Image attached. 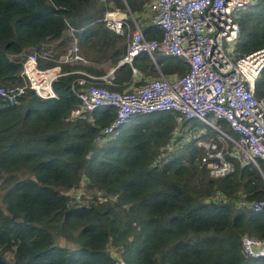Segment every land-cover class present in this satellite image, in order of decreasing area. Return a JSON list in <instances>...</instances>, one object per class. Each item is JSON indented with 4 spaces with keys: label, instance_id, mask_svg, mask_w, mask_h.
<instances>
[{
    "label": "trees",
    "instance_id": "obj_1",
    "mask_svg": "<svg viewBox=\"0 0 264 264\" xmlns=\"http://www.w3.org/2000/svg\"><path fill=\"white\" fill-rule=\"evenodd\" d=\"M144 5L142 0H0V87L24 84L30 55L48 54L41 67L57 66L72 44L71 29L89 62L63 66L66 75L53 85L58 99L42 100L32 91L16 105L0 99V264H117L109 245L127 264H264L240 253L244 235L264 239V212L240 205L264 200L262 173L227 156L234 173L213 179L197 139L186 142L183 135L175 141L179 132L205 123L181 125L177 113L140 115L100 144L114 109L68 119L80 106L76 91L82 77L76 72L100 77L105 72L95 66L109 64L115 70L113 85H106L110 90L133 85L132 67L120 66L128 39L110 31L104 18L115 9L135 16ZM239 25V56L264 48V0H255ZM144 34L148 40L162 36L154 25ZM157 62L164 76L188 71L179 59ZM133 66L140 73L157 72L148 56ZM256 94L264 98V72ZM218 125L229 137L235 134L225 121ZM209 133L204 141L216 138ZM77 190L92 200L72 204L70 193ZM8 254L11 260L3 261Z\"/></svg>",
    "mask_w": 264,
    "mask_h": 264
},
{
    "label": "built area",
    "instance_id": "obj_2",
    "mask_svg": "<svg viewBox=\"0 0 264 264\" xmlns=\"http://www.w3.org/2000/svg\"><path fill=\"white\" fill-rule=\"evenodd\" d=\"M254 5L255 0H154L147 12L162 32L159 40H148L132 14L125 15L119 9L108 12L104 18L107 28L128 39L127 54L121 63L132 67L133 77L140 75L133 63L144 55L158 70L161 67L157 58L163 56L181 60L188 72L173 80L160 72L159 78L142 87L118 92L100 84L105 80L107 85H113L115 70L108 75L109 81L78 71L82 77L76 91L80 106L70 112L68 119H84L103 107L114 109L116 116L103 129L100 144L118 136L128 121L140 115L177 113L178 122L212 123L223 137L222 148L214 141L205 147L204 164L211 178L221 179L234 173L233 162L227 156L242 167L257 169L264 178L260 167L264 166V98L256 94V84L264 72V48L242 56L236 52L241 34L239 19ZM70 35L72 44L57 66L41 67L40 59L48 60V54L30 55L23 65L24 84L0 87V99L16 105L29 91L42 100L58 99L53 85L66 75L63 66L88 64L81 54L76 31L71 29ZM220 121H225L239 140L226 135L218 125ZM70 197L72 204H80L83 192L77 190ZM240 205L253 213L264 212V200L242 201ZM240 253L245 259L264 260V239L244 235ZM111 255L117 264H127L120 252Z\"/></svg>",
    "mask_w": 264,
    "mask_h": 264
},
{
    "label": "rangeland",
    "instance_id": "obj_3",
    "mask_svg": "<svg viewBox=\"0 0 264 264\" xmlns=\"http://www.w3.org/2000/svg\"><path fill=\"white\" fill-rule=\"evenodd\" d=\"M145 5H144V10L138 14H136L134 17H135V20L138 22L139 26H141V28H143L144 30L148 27V26H151L153 25L152 21V17L150 14H148V12L145 10V8L147 7V4H148V7L149 5L151 4L152 0H142ZM147 7V8H148ZM125 14V13H124ZM126 15V14H125ZM144 57V56H142ZM155 70L157 71L156 73L153 72V74L151 73H143L141 77L138 78V81L136 83H138L137 87H142L144 86L148 81L154 79V78H159L160 76V72H161V69L158 70L157 68H155ZM188 72V71H187ZM187 72L185 74H187ZM185 74L181 75V76H184ZM136 87V88H137ZM135 88H131L130 90H127V91H132L134 90ZM183 122V121H182ZM182 122H179L181 125H182ZM195 127L193 128V130L190 132V133H185V132H182L180 133L177 137H175V140H178L179 138H181V134L184 135L185 137H187V140L186 142H189V141H192L193 138L197 139V143L205 148L207 144H209L210 141H214V142H217L219 144V147L222 148V145H220V141H221V137H223V135L219 132H217L215 130L214 127H212V123L208 124V123H205L203 125H194ZM190 127V126H189ZM193 127V126H191ZM209 129H213L215 132H217V134H210L209 133ZM207 133L210 134L209 137H212V138H215V139H212L210 141H204L203 137L207 136ZM228 133V132H227ZM230 133V132H229ZM213 135V136H211ZM227 135V134H226ZM232 137L236 140H239V135L238 134H232ZM198 139H201L200 141H198ZM231 146V144H230ZM206 149V148H205ZM264 169V168H263ZM71 194V193H70ZM92 200V197L91 196H87V194L85 192H83V197H82V200L80 202V204L78 205H87L89 203V201ZM108 252H110V254H114V253H119V250L114 248V246L112 245H109L108 246ZM1 259L5 262H9L11 260V255L8 254V255H5V256H2Z\"/></svg>",
    "mask_w": 264,
    "mask_h": 264
},
{
    "label": "crops",
    "instance_id": "obj_4",
    "mask_svg": "<svg viewBox=\"0 0 264 264\" xmlns=\"http://www.w3.org/2000/svg\"><path fill=\"white\" fill-rule=\"evenodd\" d=\"M154 0H152V2H153ZM147 7H148V4H147ZM145 8V10L147 11V9L148 8ZM124 14V13H123ZM131 14V13H130ZM133 15V14H132ZM134 17V16H133ZM135 18V17H134ZM153 22V21H152ZM144 30V29H143ZM123 38H125V37H123ZM145 57H147L146 55H144ZM165 57H163V56H158V58H157V61H160L161 59H164ZM179 62H181L184 66H186L181 60H179ZM89 63V62H88ZM159 63V62H158ZM165 65V64H164ZM70 66V65H69ZM78 66V65H77ZM96 67V69L97 70H101V71H104L105 72V74L104 75H102V76H100V78H107L108 79V81L111 79V78H109L108 77V75L110 74V72L111 71H113V69H111L110 67H109V64H107V65H96L95 66ZM161 67V66H160ZM186 68H187V66H186ZM188 70V69H187ZM142 72L140 73V75H139V77H141L142 76ZM163 74V73H162ZM182 74H179L178 72H174V73H172V74H169V75H167L166 77L167 78H169V79H171V80H173L175 77H178V76H181ZM138 77V78H139ZM138 78H136V77H133V85L129 88V89H127V90H130L131 88H135L136 89V87L138 86L137 84L138 83H136L137 81H138ZM101 85H103V86H106L107 85V83H106V81L105 80H102L101 81V83H100ZM137 88H139V87H137Z\"/></svg>",
    "mask_w": 264,
    "mask_h": 264
},
{
    "label": "water",
    "instance_id": "obj_5",
    "mask_svg": "<svg viewBox=\"0 0 264 264\" xmlns=\"http://www.w3.org/2000/svg\"><path fill=\"white\" fill-rule=\"evenodd\" d=\"M120 66H123V63H121Z\"/></svg>",
    "mask_w": 264,
    "mask_h": 264
}]
</instances>
